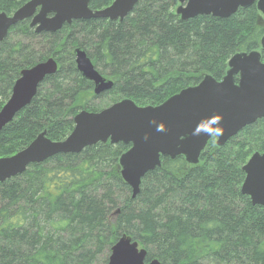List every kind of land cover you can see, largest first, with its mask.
Here are the masks:
<instances>
[{
  "label": "trees",
  "instance_id": "trees-1",
  "mask_svg": "<svg viewBox=\"0 0 264 264\" xmlns=\"http://www.w3.org/2000/svg\"><path fill=\"white\" fill-rule=\"evenodd\" d=\"M29 0H0L12 15ZM114 0H90L93 10ZM178 0H139L122 20H74L36 33L30 20L0 43V110L21 71L51 57L58 71L0 131V158L46 131L65 139L82 110L98 112L124 98L159 105L206 75L220 81L236 53L261 50L264 18L256 5L228 18L182 20ZM83 49L113 87L97 96L75 63ZM264 57V51H262ZM131 145L97 143L56 155L0 183V264H107L123 235L161 264H264V208L241 192L243 166L264 151V119L218 146L213 136L198 164L183 155L161 158L140 192L121 175Z\"/></svg>",
  "mask_w": 264,
  "mask_h": 264
},
{
  "label": "water",
  "instance_id": "water-1",
  "mask_svg": "<svg viewBox=\"0 0 264 264\" xmlns=\"http://www.w3.org/2000/svg\"><path fill=\"white\" fill-rule=\"evenodd\" d=\"M138 1L114 0L105 8L93 10L90 0H29L12 15L0 12V43L13 26L24 20H30L36 33H54L74 20L122 21ZM178 2L176 13L182 20L199 15L228 18L252 5L264 14V0ZM260 44L261 50L234 54L222 80L206 75L197 85L182 89L159 105L140 106L124 98L98 112L80 111L74 117L73 131L65 139L53 141L43 131L25 148L0 158V183L21 175L31 164L59 154L80 153L100 142L124 143L131 147L120 157L121 175L135 198L142 179L161 166L162 157L174 159L183 155L189 164H198L213 136L218 146H224L243 128L264 119V36ZM75 63L82 77L93 82L95 95L113 87V82L97 71L79 47L75 50ZM57 71L58 62L53 57L21 71L10 98L0 110V131L32 102L45 78ZM160 125L163 131L157 130ZM221 128L223 134L215 135ZM243 171L241 192L264 208V151L254 153ZM146 256L145 248L123 235L112 246L107 264H161L158 259L146 262Z\"/></svg>",
  "mask_w": 264,
  "mask_h": 264
},
{
  "label": "clouds",
  "instance_id": "clouds-1",
  "mask_svg": "<svg viewBox=\"0 0 264 264\" xmlns=\"http://www.w3.org/2000/svg\"><path fill=\"white\" fill-rule=\"evenodd\" d=\"M217 124H219V119H217ZM157 130L158 131H163L164 129H163V126L162 125H160V126H158L157 127ZM198 134V133H197ZM223 134V129L221 128L220 129V131H218V132H216L215 133V135H222Z\"/></svg>",
  "mask_w": 264,
  "mask_h": 264
},
{
  "label": "rangeland",
  "instance_id": "rangeland-1",
  "mask_svg": "<svg viewBox=\"0 0 264 264\" xmlns=\"http://www.w3.org/2000/svg\"><path fill=\"white\" fill-rule=\"evenodd\" d=\"M260 13H261V12H260ZM261 15H262V16H263V18H264V14H262V13H261Z\"/></svg>",
  "mask_w": 264,
  "mask_h": 264
}]
</instances>
